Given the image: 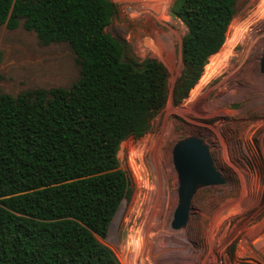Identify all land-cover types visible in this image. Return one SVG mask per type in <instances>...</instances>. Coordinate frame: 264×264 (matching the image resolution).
Returning a JSON list of instances; mask_svg holds the SVG:
<instances>
[{"label":"trees","instance_id":"obj_1","mask_svg":"<svg viewBox=\"0 0 264 264\" xmlns=\"http://www.w3.org/2000/svg\"><path fill=\"white\" fill-rule=\"evenodd\" d=\"M235 0H173L187 31L174 103L185 99L219 51ZM110 0H0V25L20 24L39 42H67L80 66L68 89H0V264H121L100 239L130 178L117 151L140 138L168 100V71L155 58L137 67L104 32ZM22 21V22H21Z\"/></svg>","mask_w":264,"mask_h":264},{"label":"rangeland","instance_id":"obj_2","mask_svg":"<svg viewBox=\"0 0 264 264\" xmlns=\"http://www.w3.org/2000/svg\"><path fill=\"white\" fill-rule=\"evenodd\" d=\"M110 1L114 12L104 32L119 42L124 61L137 67L146 58L160 61L168 71L169 96L142 137L119 144L130 196L100 240L121 264H264V74L258 70L264 0H235L224 46L209 56L205 76L180 103L171 93L182 71L187 29L169 13L173 0ZM79 77L67 42L43 45L21 24L0 25L3 93L68 89ZM189 136L208 145L225 182L197 189L186 226L174 230L178 178L172 149Z\"/></svg>","mask_w":264,"mask_h":264},{"label":"water","instance_id":"obj_3","mask_svg":"<svg viewBox=\"0 0 264 264\" xmlns=\"http://www.w3.org/2000/svg\"><path fill=\"white\" fill-rule=\"evenodd\" d=\"M260 73L264 74V52L259 59ZM174 168L178 178V204L175 208L171 228L186 226L192 210L191 201L197 189L225 182L216 169L209 147L197 136H189L175 143L172 149Z\"/></svg>","mask_w":264,"mask_h":264},{"label":"bare ground","instance_id":"obj_4","mask_svg":"<svg viewBox=\"0 0 264 264\" xmlns=\"http://www.w3.org/2000/svg\"><path fill=\"white\" fill-rule=\"evenodd\" d=\"M224 44L225 43H223V45L221 46V47H223L224 46ZM206 67H207V64H205V66H204V70L206 69ZM205 72V71H204ZM204 72H203V74L201 75V77H200V79L199 80H201L205 75H204Z\"/></svg>","mask_w":264,"mask_h":264}]
</instances>
